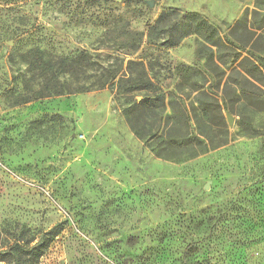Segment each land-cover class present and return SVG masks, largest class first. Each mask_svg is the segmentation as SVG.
Wrapping results in <instances>:
<instances>
[{
  "label": "rangeland",
  "instance_id": "374dc122",
  "mask_svg": "<svg viewBox=\"0 0 264 264\" xmlns=\"http://www.w3.org/2000/svg\"><path fill=\"white\" fill-rule=\"evenodd\" d=\"M255 7L0 0V251L61 225L36 264H264V10ZM163 12L204 16L222 36L263 26L216 77L197 34L169 46L177 32L168 23L149 37ZM84 51V72L61 74L57 61ZM129 60L146 65L154 90L117 95ZM48 68H58L61 89L91 88L47 95ZM113 70L108 85L93 86ZM142 99L151 101L138 134L128 109ZM182 102L204 108L188 130L172 129L166 114ZM165 142L182 158L163 157Z\"/></svg>",
  "mask_w": 264,
  "mask_h": 264
},
{
  "label": "trees",
  "instance_id": "16d2710c",
  "mask_svg": "<svg viewBox=\"0 0 264 264\" xmlns=\"http://www.w3.org/2000/svg\"><path fill=\"white\" fill-rule=\"evenodd\" d=\"M264 10V0H256V7L252 10L254 15H262L261 11ZM247 16V15H246ZM247 17H244V20H246ZM242 21V20H241ZM171 23L170 28L171 30H175L176 35L172 36V39L168 43V45H176L179 43L182 39H184L189 34H197L201 39V50L199 51V57H203L206 59V62L208 64V69L210 72H212L213 75L216 77H220L221 73H224L223 66H227L229 64V60L235 63V61L239 58L238 52H236L237 48H244L248 43L249 36L247 32L252 33L254 29H260L263 25H258L257 27H252L253 29H247V31L242 32L240 35L237 34V28L238 26H233L232 31L230 35L222 36L220 31H218L217 28H215L204 16L193 14V13H186L184 15H179L177 12H163L159 15L158 20L156 21V24H154L150 30H149V37L153 38L154 35L156 36L155 30H157L158 27L164 26L165 24ZM214 48H216L217 51H214ZM205 50H209L210 54L205 53ZM226 52L227 56L222 57V53ZM87 52H81L79 55L74 57L70 56H64L61 57L57 63L59 64V69H61V74H68V75H77L82 72H84V63L89 62H83V61H89L86 57ZM216 55V56H215ZM246 58H242L240 60V65L244 63V60ZM142 65L141 69L138 72H134L133 67ZM81 65V66H79ZM146 65L139 61H132L129 60L127 63V73L128 76L120 77L117 82V88L119 91H117V95H120L122 93H129L133 91H140V90H149L152 91L155 88L156 83L153 81V79L149 76L147 73ZM55 70V69H54ZM52 68H48L49 72L45 73L46 83H52L51 86H47L49 91L47 92V95L50 93L53 94H62L64 92L66 93H72V92H78V91H87L90 86H79L78 89H74L71 87H66L65 89H61L59 82H56L58 78V68H56V72H54ZM244 72L237 71L243 77L244 81H250V72H247L243 70ZM120 70H113L108 73V75L105 77V79H102V76H98V78L95 80L97 83H93V86H96V88H104L106 85L109 84V82L113 81L119 74ZM250 73V74H249ZM49 82V83H48ZM124 82H129L130 87L122 92L120 90V87H122V84ZM63 83H66L65 81ZM59 84V85H58ZM50 85V84H49ZM53 89V90H51ZM45 95V96H47ZM159 98H160V107L161 110L165 112L164 108L166 107L164 99L165 94L161 91H159ZM24 100L22 102H29L31 101V98H23ZM158 100V99H157ZM151 100L148 99H142L140 101H136L133 103V105L128 109L130 110V114L133 115V127L136 133L140 134L139 129V121L142 116V112L146 109V107H149L147 104L150 103ZM18 103V102H17ZM191 105L188 106L185 103L179 104V107L175 108V105H172V114H166V118L173 119L172 122V129L180 128V129H186L190 128L193 125H190V120L192 117V114L194 113L195 116H198V113L196 112L200 107L204 108V106L200 103V105L195 106L193 102L190 103ZM151 107V106H150ZM186 135H183L182 137L185 139ZM141 137V136H140ZM189 142L191 144L194 143L193 139L190 137L188 138ZM163 150L167 151V154L163 155V157L167 159H181L182 154H176L174 153V149H177V145L174 144V142H165L163 144ZM62 230V226L58 225L51 230L45 232L44 236L41 238V240L37 241L35 245L31 246V243L33 240L31 239H24L19 238L16 239L17 241L13 244L9 245L8 249H5V251H0V261H6L8 264H36L39 262L41 256L47 251L49 248L51 242L54 240V237L58 235Z\"/></svg>",
  "mask_w": 264,
  "mask_h": 264
},
{
  "label": "water",
  "instance_id": "95a60500",
  "mask_svg": "<svg viewBox=\"0 0 264 264\" xmlns=\"http://www.w3.org/2000/svg\"><path fill=\"white\" fill-rule=\"evenodd\" d=\"M150 5L153 6L155 1H149ZM230 121V120H229Z\"/></svg>",
  "mask_w": 264,
  "mask_h": 264
}]
</instances>
